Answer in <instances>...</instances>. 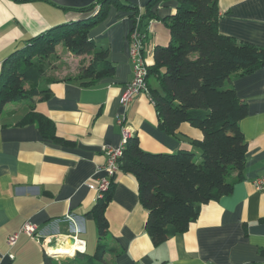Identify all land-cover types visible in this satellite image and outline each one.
<instances>
[{
  "label": "crops",
  "instance_id": "1",
  "mask_svg": "<svg viewBox=\"0 0 264 264\" xmlns=\"http://www.w3.org/2000/svg\"><path fill=\"white\" fill-rule=\"evenodd\" d=\"M119 1L137 7L142 16L149 0ZM218 3L217 28L222 35L264 48V0ZM155 5L158 20L143 28L142 57L148 66L153 63V48L171 42L161 20L175 11L177 2ZM108 7L104 19L87 34L97 49H108L112 75L83 86L47 73L52 78H43L39 87L49 90L48 98L8 103L1 112L7 108L6 117L0 113V264H53L60 257L85 264L86 257L94 255L85 250L98 244L90 211L99 197L87 186L104 175L102 147H118L123 129L138 139L143 151L154 154L190 149V140L202 136L187 124L180 125L178 137L162 132L154 106L144 93L121 106L120 95L132 79L129 31L134 23L130 10L114 4ZM71 18L73 14L45 0H0V67L29 38ZM56 48L57 54L72 58L75 72L89 61L86 55ZM146 82L158 89L154 78ZM225 86L246 104V117L239 122L247 142L243 179L231 194L202 205L185 232L155 247L146 233L147 211L137 197L135 179L116 172L104 212L108 229L102 241L113 252L106 253L100 264H264L260 254L264 251V189L253 186L256 178L264 176V68L235 75ZM32 113L46 118L56 137L67 144L43 138L36 122L19 125ZM26 223L34 227L32 235L20 232ZM14 233L18 236L10 246L6 240ZM71 239L83 243V254L61 252L65 244L74 243Z\"/></svg>",
  "mask_w": 264,
  "mask_h": 264
},
{
  "label": "trees",
  "instance_id": "2",
  "mask_svg": "<svg viewBox=\"0 0 264 264\" xmlns=\"http://www.w3.org/2000/svg\"><path fill=\"white\" fill-rule=\"evenodd\" d=\"M45 1L73 14V18L29 38L2 62L0 113L8 103L49 97V90L39 86L43 78H52L47 73L56 59L58 46L89 59L74 75L65 77L67 80L90 86L112 75L114 67L107 58L108 49L93 46L87 33L104 19L108 6L114 4L132 12L133 23L138 19L132 29L136 28L143 37L145 24L158 20L153 10L155 4L167 0H149L142 16L137 7L119 0H96L81 8H64ZM176 2L175 11L161 20L171 42L167 46H155L153 63L145 64L146 81L154 78L158 84V89H153L145 81L147 95L162 132L178 137L180 125L187 124L202 136L190 140V149L172 154L145 152L138 146V139L130 136L117 159V172L128 174L136 181L137 197L147 211L146 233L155 247L185 232L198 217L202 205L231 194L243 179L247 142L239 122L246 117V104L225 84L235 75L246 76L264 68V48L218 31V0ZM33 122L43 138L67 144L56 137L53 125L37 113L30 114L19 125ZM116 175L115 172L108 189L90 211L97 226L98 244L94 255L86 257L85 264L103 263L104 255L113 252L102 241L108 229L104 212L111 200ZM260 254L264 256V251Z\"/></svg>",
  "mask_w": 264,
  "mask_h": 264
},
{
  "label": "built area",
  "instance_id": "3",
  "mask_svg": "<svg viewBox=\"0 0 264 264\" xmlns=\"http://www.w3.org/2000/svg\"><path fill=\"white\" fill-rule=\"evenodd\" d=\"M134 23H138V19ZM143 38L141 33L138 32L136 28H133L129 31V58L132 62V79L127 82L124 87L122 94L120 95V104L122 107H126L133 98L140 93H144V95L148 94V87L146 81L147 70L144 59L142 57V50H143ZM122 119H118V124L122 125ZM122 141L118 147H109L104 146L103 153L105 155V164L102 167V173L104 175L95 182L90 183L87 187L95 190L97 192L98 197L100 198L102 194L108 189V185L110 184V178L118 171V164L117 159L122 155V151L124 149L125 143L127 139L131 136L130 132L127 129H123L122 131ZM253 186L256 190H263L264 189V176L260 178H256L253 181ZM20 232H23L27 235H32L34 232V227L26 223L23 227H21ZM18 233H14L9 236L6 240L8 245L12 246L15 244V240L17 239ZM77 243V241H74ZM78 244L82 249H75L72 254H83L84 245L82 242L78 241Z\"/></svg>",
  "mask_w": 264,
  "mask_h": 264
},
{
  "label": "rangeland",
  "instance_id": "4",
  "mask_svg": "<svg viewBox=\"0 0 264 264\" xmlns=\"http://www.w3.org/2000/svg\"><path fill=\"white\" fill-rule=\"evenodd\" d=\"M70 56H66L65 53L59 52L58 54L56 53V59L51 63L52 67L48 74L53 75L54 77H67L74 75L77 67L76 64L73 62V60ZM5 110L3 113H1V117H6ZM96 239L98 240V233L96 234ZM96 245L93 247V249H90L89 245L88 248H86V254L87 255H93L95 253ZM96 262V261H95ZM53 264H83L80 260L70 258V257H60L58 258ZM100 264V263H96Z\"/></svg>",
  "mask_w": 264,
  "mask_h": 264
},
{
  "label": "water",
  "instance_id": "5",
  "mask_svg": "<svg viewBox=\"0 0 264 264\" xmlns=\"http://www.w3.org/2000/svg\"><path fill=\"white\" fill-rule=\"evenodd\" d=\"M49 1L64 8L65 7L81 8L92 4L96 0H49ZM73 240L74 239H71V242H74Z\"/></svg>",
  "mask_w": 264,
  "mask_h": 264
},
{
  "label": "bare ground",
  "instance_id": "6",
  "mask_svg": "<svg viewBox=\"0 0 264 264\" xmlns=\"http://www.w3.org/2000/svg\"><path fill=\"white\" fill-rule=\"evenodd\" d=\"M70 244V245H69ZM64 248L65 249H61L62 251L61 252H63V253H70V254H72L74 251H75V249H82V247H80V245L78 244V243H70V242H68L67 244H65V246H64ZM55 252V251H54ZM59 252V251H58ZM60 252V253H61ZM56 253V252H55Z\"/></svg>",
  "mask_w": 264,
  "mask_h": 264
}]
</instances>
